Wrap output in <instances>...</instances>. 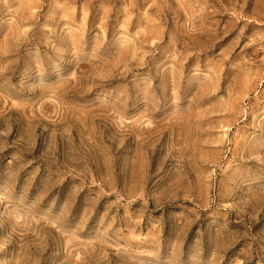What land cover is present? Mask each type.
<instances>
[{"label": "rangeland", "instance_id": "1", "mask_svg": "<svg viewBox=\"0 0 264 264\" xmlns=\"http://www.w3.org/2000/svg\"><path fill=\"white\" fill-rule=\"evenodd\" d=\"M0 264H264V0H0Z\"/></svg>", "mask_w": 264, "mask_h": 264}]
</instances>
